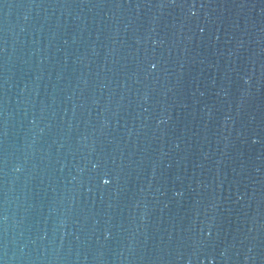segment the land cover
Instances as JSON below:
<instances>
[{"label": "water", "instance_id": "water-1", "mask_svg": "<svg viewBox=\"0 0 264 264\" xmlns=\"http://www.w3.org/2000/svg\"><path fill=\"white\" fill-rule=\"evenodd\" d=\"M124 0H0V264H133Z\"/></svg>", "mask_w": 264, "mask_h": 264}]
</instances>
